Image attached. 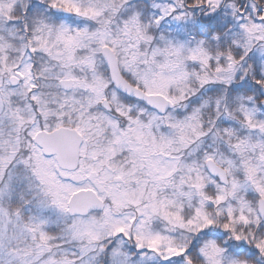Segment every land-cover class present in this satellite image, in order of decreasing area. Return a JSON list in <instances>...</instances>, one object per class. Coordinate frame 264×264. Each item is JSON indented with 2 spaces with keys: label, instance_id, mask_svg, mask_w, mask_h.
Wrapping results in <instances>:
<instances>
[{
  "label": "snow or ice",
  "instance_id": "6c2138e0",
  "mask_svg": "<svg viewBox=\"0 0 264 264\" xmlns=\"http://www.w3.org/2000/svg\"><path fill=\"white\" fill-rule=\"evenodd\" d=\"M0 264H264V0H0Z\"/></svg>",
  "mask_w": 264,
  "mask_h": 264
}]
</instances>
